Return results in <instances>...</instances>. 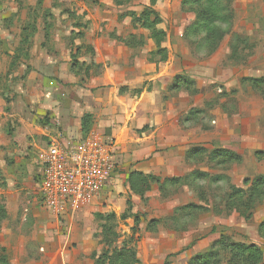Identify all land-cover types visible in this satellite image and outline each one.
<instances>
[{"label":"crops","instance_id":"obj_1","mask_svg":"<svg viewBox=\"0 0 264 264\" xmlns=\"http://www.w3.org/2000/svg\"><path fill=\"white\" fill-rule=\"evenodd\" d=\"M150 1L142 0L136 10L130 0L121 6L102 0L96 15L87 17L92 22L76 58L82 72L72 70L68 77L83 84L74 87L72 113L51 111L55 126H37L26 114L12 118L11 136L0 126V255L8 264L41 256L55 263L63 242L52 232L59 218L41 203L38 155L47 138L59 132L57 125L72 141L79 140L85 116L91 118V131L114 146L116 167L99 196L119 193L122 183L127 209L136 204L149 211L148 218L135 219L146 222L137 241L139 264H164L173 255L170 264H189L227 236L224 228L214 234L219 220L244 225L257 220L264 192L249 217L231 206L230 196L240 191L246 202L253 183L264 178V38L246 37L258 28L264 34V26L258 17L255 24L230 25V13L232 7L254 14L262 9L263 18L264 0H236L237 7L223 0L224 20L206 26L183 0H158L155 6ZM146 8L160 19L159 45L130 15L139 18ZM68 53L71 58L76 51ZM134 172L155 179L145 201L128 186ZM152 220L157 225L150 233L146 225Z\"/></svg>","mask_w":264,"mask_h":264},{"label":"rangeland","instance_id":"obj_2","mask_svg":"<svg viewBox=\"0 0 264 264\" xmlns=\"http://www.w3.org/2000/svg\"><path fill=\"white\" fill-rule=\"evenodd\" d=\"M100 1L102 0H0V126L6 136H11L15 130L16 123H11L12 118L26 114L37 126H55L49 118L51 111L58 110L66 115V110L70 109L72 113L70 102L75 98L74 87L83 84L81 79L77 84H72L68 77L72 75V70L82 72L76 58L81 57L80 50L84 46L82 41L88 35L89 24L92 22L87 17L96 15ZM235 1L231 0V5L237 7L238 2ZM130 2L131 8L140 10L142 0ZM237 8L232 7L230 25L255 24L254 20L258 17L263 22L257 24L264 26V17L260 12L262 9L254 14V11L242 13ZM256 30L258 31L253 30L251 36L243 35L253 41V38L258 39L260 36L264 38L261 30ZM69 50L72 53L76 51L71 58ZM71 64H74L72 69ZM12 115L15 117H11ZM56 128L62 138L72 140L64 133L61 125ZM261 172L264 173V170ZM119 186V193L105 191L86 208L84 214L78 211L56 220L57 225L52 232L61 237L63 244L54 264H93L94 259L106 248L114 251L122 246H133L136 249L137 241L144 235L146 223L141 218L146 219L149 211L147 207L136 204L132 211L127 209L129 195L122 191V183ZM222 188L224 189L223 185L216 190L215 197L218 200L223 197ZM141 209L143 215L140 213ZM258 211L257 220H251L247 225L241 224L239 220H219L213 230L217 231L214 234L229 230L225 232L228 244L254 245L262 255L261 262L257 264H264V229L256 232L258 223L264 221L261 220L264 218V207ZM131 212L137 213L134 214L135 218ZM136 216H142L138 222H134L139 219ZM155 227L154 224L146 225L150 233H153L151 231ZM216 253L217 255L210 257L208 264H253L256 260V255L249 258L247 263L242 259L232 260L230 251L221 246ZM44 254L42 249L40 255ZM174 259L175 255L164 263L170 264ZM28 261V264H50V259H44L43 256L29 257Z\"/></svg>","mask_w":264,"mask_h":264},{"label":"built area","instance_id":"obj_3","mask_svg":"<svg viewBox=\"0 0 264 264\" xmlns=\"http://www.w3.org/2000/svg\"><path fill=\"white\" fill-rule=\"evenodd\" d=\"M113 141L90 131L77 141L57 131L39 152L42 206L58 218L90 206L107 187L116 164Z\"/></svg>","mask_w":264,"mask_h":264},{"label":"trees","instance_id":"obj_4","mask_svg":"<svg viewBox=\"0 0 264 264\" xmlns=\"http://www.w3.org/2000/svg\"><path fill=\"white\" fill-rule=\"evenodd\" d=\"M223 0H183L184 3L189 4L192 8L197 12L200 23L204 26L211 25L213 23H218L219 21L224 20V12L225 7H223ZM129 0H115L116 5H125ZM158 0H151V6H155ZM131 17H134V20L141 24V26L145 29H148L156 41L157 45L164 39V35L162 32L157 31L155 29L156 25L160 23V19L158 14L152 10L151 8H146L139 18L135 19L134 14ZM199 25V24H198ZM159 52V51H158ZM163 58V57H162ZM164 59V58H163ZM74 64L72 65L73 68ZM90 117L85 116L82 121V129H81V138H84L90 132ZM155 181L154 178L149 176H144L141 173H131L128 176L127 183L130 188V191L135 195L139 196L142 201H145V194L150 190L151 184ZM264 192V178H258L252 185L251 192L246 195V202L242 199L245 197L242 196L240 191L234 190L230 196L231 206L235 207L237 211L246 215V217L250 215V210L252 209V205L258 197L259 194ZM129 206V202H128ZM134 222H138V220H134ZM149 225H157V221H150ZM264 229V221L258 226V232H261ZM156 231V227L153 231ZM131 241L132 238H131ZM106 245V242H104ZM221 246L222 249L229 250L231 253V259L237 260L242 259L245 263L249 258H252L256 255V260L253 264L260 263L262 260V255L257 247L254 245L245 246L240 243L228 244L226 243V237H221L220 240L213 243L211 247L204 254H200L195 256L193 259L189 261V264L195 262V264H208V260L213 255H217V249ZM3 252V251H2ZM140 261L136 257V249L133 246L128 248H120L119 250H106L98 257L96 260V264H139ZM0 264H8L6 258L0 255ZM165 264V263H164Z\"/></svg>","mask_w":264,"mask_h":264}]
</instances>
